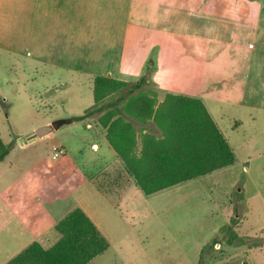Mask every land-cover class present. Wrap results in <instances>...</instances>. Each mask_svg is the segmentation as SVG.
Wrapping results in <instances>:
<instances>
[{"label": "rangeland", "instance_id": "obj_1", "mask_svg": "<svg viewBox=\"0 0 264 264\" xmlns=\"http://www.w3.org/2000/svg\"><path fill=\"white\" fill-rule=\"evenodd\" d=\"M10 2L0 0L3 6ZM166 2L173 6L172 0L128 1L124 25L117 32L118 51L107 59L109 71L117 72V80L126 82L145 78L147 84L141 90L142 95H157L150 81L159 80L181 93L206 94L209 90L212 97L237 98L236 92L219 89L222 79L241 68L244 61L232 59V54L242 52L222 42V36L218 39L213 25L207 29L205 39L191 34L199 33L198 28L186 25L180 17L172 22L164 20L158 11ZM5 23L0 31V140L12 147L20 145L18 140L31 130L57 124L67 113L81 114L91 107L93 99L86 73L76 75L45 68L27 53L26 46L21 45L16 55L9 51L13 45L5 34L10 29L9 22ZM21 28V24L14 23V40L20 39ZM93 70L88 67L89 73ZM258 78L264 84V69ZM64 81L72 84L67 91L58 87ZM52 86L58 87V91L53 92ZM246 87L243 102L256 107L230 109L232 115L240 118V124L232 131H224L232 138L234 165L212 177L159 194L152 202L135 200L138 213L132 222L133 235L126 236L120 253L108 252L95 264H264V113H260L264 90L257 87L254 78ZM123 103L119 106L128 111H123L124 120L133 124L134 154L139 157L145 136H152L156 146L163 141V134L153 120L142 123L131 116L130 110L136 106L133 98L128 97ZM101 116H94L99 125ZM23 147L18 153L23 160L42 157L55 163L50 155L46 156L48 150L42 142ZM114 175L106 172V189ZM96 183L97 188L104 190L101 174L97 175ZM232 218L237 219L233 230L244 239L245 245L227 243L229 237L223 228ZM214 238L219 243L203 249Z\"/></svg>", "mask_w": 264, "mask_h": 264}, {"label": "crops", "instance_id": "obj_2", "mask_svg": "<svg viewBox=\"0 0 264 264\" xmlns=\"http://www.w3.org/2000/svg\"><path fill=\"white\" fill-rule=\"evenodd\" d=\"M128 1L17 0L15 3L12 0L11 6L0 4V31L3 29L2 24L9 22L10 29L5 34L9 35L7 37L13 45L9 51H13L14 55L22 45L45 68L76 75L86 73L92 92V79L95 76L118 79L117 72L115 74L114 71H109L107 59L118 51L117 32L124 25ZM172 1L173 6L166 2V6L158 11L159 16L162 15L168 22L180 17L186 25L193 29L198 28L199 33L196 31L191 34L205 39L207 29L213 28V25L218 39L222 36V42L231 44L233 49L242 52L237 55L233 53L232 59L244 62L230 78L221 80L219 92H236L237 98L234 100L226 98L227 96L212 97L209 90L206 94L181 93L159 80H152L150 82L155 87L158 102L166 94L201 100L234 153L230 142L232 138H228L224 131H232L240 124V118L232 115L230 109L256 107L243 102L247 83L252 78L257 87L264 90V84L258 78L260 70L264 69V2ZM14 23L19 26L21 24L22 27V35L16 40ZM96 65L98 67L95 70ZM88 67L94 69V72L89 73ZM58 79L62 81L61 78ZM71 85V82L64 81L58 87L59 90L67 91ZM52 87L53 92L58 91V87ZM260 108V113H264V107ZM85 111L81 114L67 113L65 117H61V125L55 133L33 142L12 145L7 158L0 163V264L8 262L32 242H38L44 248L52 246L58 240L54 225L75 207L85 212L108 242L107 250L91 262L95 264L105 258L108 252L120 253L126 236L133 235L132 222L138 213L133 204L135 200L151 201L159 194L173 191L185 184L145 196L124 171L122 162L106 141V129L97 123L95 115L82 122L71 121ZM64 126L66 128L61 130ZM36 142L44 144L48 150L46 156L50 155L55 163L45 161L42 157L28 162L18 156L24 150L25 144ZM53 146L62 148L64 155L52 159ZM229 168L195 180L212 177ZM106 172L115 173L113 179L107 183V189ZM100 174L104 190L97 188L96 177Z\"/></svg>", "mask_w": 264, "mask_h": 264}, {"label": "trees", "instance_id": "obj_3", "mask_svg": "<svg viewBox=\"0 0 264 264\" xmlns=\"http://www.w3.org/2000/svg\"><path fill=\"white\" fill-rule=\"evenodd\" d=\"M146 84L145 78L130 83L109 76H95L92 79L93 105L71 121L82 122L102 114L99 122L106 129L108 145L145 196L234 165V153L201 100L166 94L158 105L155 93L142 95L141 90ZM115 95L117 97L113 98ZM128 97L136 102V106L129 109L131 116L142 123L153 120L163 134V141L156 146L152 136H145L139 157L134 154L133 124L124 120L125 106H119ZM10 149L11 146L2 144L0 140V163L7 158ZM236 223L237 219L232 218L230 224L223 228L229 237L227 243L245 245L244 239L233 230ZM54 231L58 240L52 246L44 248L38 242H32L5 264H91L109 246L79 207L59 220ZM216 243L219 242L214 238L203 249Z\"/></svg>", "mask_w": 264, "mask_h": 264}, {"label": "water", "instance_id": "obj_4", "mask_svg": "<svg viewBox=\"0 0 264 264\" xmlns=\"http://www.w3.org/2000/svg\"><path fill=\"white\" fill-rule=\"evenodd\" d=\"M60 121L57 124H50L40 128L35 129L33 132L25 135L24 137L18 140V143L22 145L23 143L33 142L39 139H42L46 135L52 133L54 130H57L60 127Z\"/></svg>", "mask_w": 264, "mask_h": 264}, {"label": "built area", "instance_id": "obj_5", "mask_svg": "<svg viewBox=\"0 0 264 264\" xmlns=\"http://www.w3.org/2000/svg\"><path fill=\"white\" fill-rule=\"evenodd\" d=\"M52 159H57L60 156L64 155V150L62 148H60L59 146H53L52 149Z\"/></svg>", "mask_w": 264, "mask_h": 264}]
</instances>
